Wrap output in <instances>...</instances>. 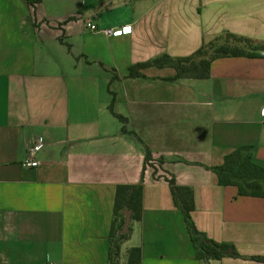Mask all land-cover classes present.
Returning a JSON list of instances; mask_svg holds the SVG:
<instances>
[{"label": "crops", "instance_id": "obj_1", "mask_svg": "<svg viewBox=\"0 0 264 264\" xmlns=\"http://www.w3.org/2000/svg\"><path fill=\"white\" fill-rule=\"evenodd\" d=\"M224 31L264 44V0H0V264H109L115 190L137 183L117 264H264V197L212 170L245 146L264 166V57L214 59L206 78L127 75ZM38 138V165H23ZM170 177L192 188L196 228L240 257L195 256Z\"/></svg>", "mask_w": 264, "mask_h": 264}, {"label": "trees", "instance_id": "obj_2", "mask_svg": "<svg viewBox=\"0 0 264 264\" xmlns=\"http://www.w3.org/2000/svg\"><path fill=\"white\" fill-rule=\"evenodd\" d=\"M28 8H33L40 0H24ZM264 44H253L250 38L233 32L224 31L210 39H203L202 45L187 56H170L160 54L145 62L130 65L127 71L129 77L142 75V70L149 67H170L174 70L171 80L183 78H206L209 75L211 61L227 56L264 57ZM121 117V116H119ZM123 118V117H121ZM125 130V128H123ZM150 151L146 149L144 164L150 160ZM248 146L238 148L224 156L223 162L212 168L221 185H233L238 188L239 195L264 197V166L255 163L251 158ZM171 194L177 209L182 213L187 225L195 256L203 260H217L223 256L240 257L233 245L228 242H217L200 232L191 217L194 209L192 188L177 185L173 177L167 178ZM142 183L131 185H117L113 206V220L109 233V264H117L120 255V243L125 240L128 233L120 234L124 225L125 209L131 211V219L140 220L142 207ZM141 260L140 248L130 247L127 250L126 263Z\"/></svg>", "mask_w": 264, "mask_h": 264}, {"label": "built area", "instance_id": "obj_3", "mask_svg": "<svg viewBox=\"0 0 264 264\" xmlns=\"http://www.w3.org/2000/svg\"><path fill=\"white\" fill-rule=\"evenodd\" d=\"M86 27L89 28L90 31L94 32H103L107 36L110 35H119L122 33H128L130 31L129 26H114L111 28H98L97 25L92 24L87 22ZM264 124V106L261 110V120ZM43 147V142L40 138H38L33 145H30L28 150H27V159L23 162V165L25 166H31V167H36L38 165V162L34 160V154L38 151L41 150Z\"/></svg>", "mask_w": 264, "mask_h": 264}, {"label": "water", "instance_id": "obj_4", "mask_svg": "<svg viewBox=\"0 0 264 264\" xmlns=\"http://www.w3.org/2000/svg\"><path fill=\"white\" fill-rule=\"evenodd\" d=\"M123 214H124L125 220H124V225H122L121 230H119L120 234L128 232L129 230L128 225L130 224V221H131V211L130 210L125 209L123 211Z\"/></svg>", "mask_w": 264, "mask_h": 264}, {"label": "rangeland", "instance_id": "obj_5", "mask_svg": "<svg viewBox=\"0 0 264 264\" xmlns=\"http://www.w3.org/2000/svg\"><path fill=\"white\" fill-rule=\"evenodd\" d=\"M263 50H264V48H263Z\"/></svg>", "mask_w": 264, "mask_h": 264}]
</instances>
